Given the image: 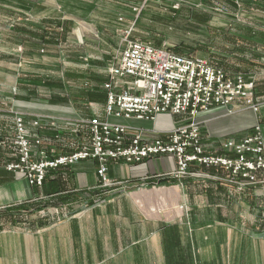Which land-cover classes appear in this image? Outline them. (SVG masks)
<instances>
[{"label":"crops","instance_id":"obj_1","mask_svg":"<svg viewBox=\"0 0 264 264\" xmlns=\"http://www.w3.org/2000/svg\"><path fill=\"white\" fill-rule=\"evenodd\" d=\"M36 1L20 0L16 15L20 22L0 34L3 44H12V49L0 50V164L13 157L5 153L8 149L2 145L13 138L16 112L26 119L43 121L41 136L45 144L59 146L57 154L74 152L87 143L85 119L91 112L86 102H98L94 103L98 106L95 116L108 119L106 97L104 107H100L99 100H90L82 93L83 96L74 98L75 102L61 98L66 105H59V98L40 94L39 90L51 91L61 86L62 80L39 74L57 72L55 67L61 59L57 48L63 47L72 55L80 54L76 58L82 60L86 46L82 41L74 49L68 45L74 18L67 22L62 18L40 20L26 16L27 10L41 9ZM46 63L53 69H45ZM47 120H55L58 127L48 125ZM186 121L187 117L164 115L158 118L155 128L171 130ZM195 122L201 129L206 154L222 155L221 141L245 136L256 122H261L264 140V103L259 115L247 108L214 107L201 113ZM120 123L135 129L152 128L146 122ZM59 131L63 134L56 139ZM9 147L12 151L13 147L10 144ZM97 168V161H81L52 171L43 187L31 188L23 175L8 172L0 165V207L38 197L50 201L76 199L67 206L75 210L71 217L44 227L6 228L0 220V264H228L226 259L230 260V256L225 251H229L231 243L240 250L255 240L258 232L264 233V183L243 185V181L233 179L221 168L193 166L191 170L200 175L172 178L174 182H167L172 187L161 190L163 205L158 208L148 202L146 191L130 194L124 192V185L176 171L172 157L154 158L142 164L110 161L108 177L124 185L88 205L92 196H101L91 191L99 181ZM262 179L263 175L259 177ZM170 198L180 204L179 208L178 204L171 208L167 202ZM173 210L176 217L172 216Z\"/></svg>","mask_w":264,"mask_h":264},{"label":"rangeland","instance_id":"obj_2","mask_svg":"<svg viewBox=\"0 0 264 264\" xmlns=\"http://www.w3.org/2000/svg\"><path fill=\"white\" fill-rule=\"evenodd\" d=\"M19 1L0 0L1 35L20 22L19 18H16L20 10ZM131 1L134 0H88L89 3L84 0H38L36 2L41 4V9H26L28 14L26 16L32 19L62 18L70 22L69 18H74L75 21L72 26L70 25L74 31L68 45L74 49L81 45L82 41L83 46H86L82 60L76 58L80 57V54L72 55L63 47L57 48L59 49L57 54L60 55L59 58L61 57L55 67L57 72L43 71L39 74L62 80L61 87H55L51 91L39 90L40 94L69 99L71 102H75L76 96L89 97V93L93 92L106 97L105 84L113 79L111 70L118 66L126 41L136 40L166 48L177 54L204 59L230 76L240 75L253 81V100L259 110L258 113L253 112L259 115L264 103V0H136L135 4H131ZM7 13L8 16H5ZM77 15H81L82 18ZM76 18L80 19L78 24ZM1 41L0 39V50L12 49L11 43L3 44ZM43 67L53 69L47 63ZM21 77L22 73L19 74V81ZM11 91L16 94L15 88ZM94 103L98 102L85 103L88 112H91L85 119L88 120V124L93 120H101L95 116L98 106ZM99 105L104 107L105 104L101 102ZM188 122L189 119L186 123ZM256 124L250 131L257 125L261 126V122ZM6 142L8 140L3 144ZM0 150L1 156V147ZM5 153L14 156L13 149L11 152L8 149ZM0 165L4 168L6 164ZM195 173L200 175V172ZM262 175L259 174L258 178ZM174 177L169 172L163 176L145 177L138 182L122 185L126 189L124 192L130 194L146 191L150 198L148 202L159 208L163 205L161 190L171 188L172 186H167V182H174L172 179ZM122 185L112 180L109 185H105L99 178L91 191L95 196H101L97 198L92 196V201L88 205L97 203L106 197L105 194L119 190ZM75 200L62 198L50 201L39 197L31 198L18 204L0 207V220L6 228L44 227L71 217L75 210L67 206L75 203ZM167 202L171 208L174 204H178V208L180 206L171 198ZM172 212V216L176 217V211ZM159 215L165 218L163 213ZM262 228L261 226L259 231H262ZM257 234L255 240L252 239L246 248L236 250L235 243H231L229 251H225L231 260L226 259L227 263L264 264V233ZM235 253L241 255L233 258L232 255Z\"/></svg>","mask_w":264,"mask_h":264},{"label":"built area","instance_id":"obj_3","mask_svg":"<svg viewBox=\"0 0 264 264\" xmlns=\"http://www.w3.org/2000/svg\"><path fill=\"white\" fill-rule=\"evenodd\" d=\"M112 81L105 84L108 119L86 124L87 143L74 152L57 154L59 146L45 144L40 133L43 121L15 114L13 138L3 148L13 147L14 156L5 164L8 172L21 174L31 188L44 186L48 175L62 167L81 161L98 162L97 174L109 185V162L123 160L128 164L170 156L177 164L175 177L196 176L193 166L217 167L243 185L264 183V140L257 125L241 138L221 141L222 155L206 154L202 134L195 119L214 107L251 109L254 104V82L230 74L208 61L177 54L150 43L127 40ZM115 79V80H114ZM121 83V84H120ZM187 117L190 122L171 130L158 131L160 116ZM114 120V121H111ZM146 122L151 129H135L120 123ZM48 125L58 127L55 120ZM89 125V126H88ZM59 131L56 139L62 135Z\"/></svg>","mask_w":264,"mask_h":264},{"label":"trees","instance_id":"obj_4","mask_svg":"<svg viewBox=\"0 0 264 264\" xmlns=\"http://www.w3.org/2000/svg\"><path fill=\"white\" fill-rule=\"evenodd\" d=\"M214 65V64H213ZM212 65V66H213ZM215 67V66H214ZM216 68H219V67H217L216 66ZM220 68H223V67H221L220 66ZM225 72V71H224ZM227 73V72H226ZM58 85H59V83H58ZM58 87H61V86H58ZM90 100H96V99H99V101H101V102H104V100H105V96L104 95H100V93H89V97H88ZM57 102L58 103H60L59 105H66V103H64V101H62V99L61 98H59V99H57ZM10 152H11V150H10Z\"/></svg>","mask_w":264,"mask_h":264}]
</instances>
